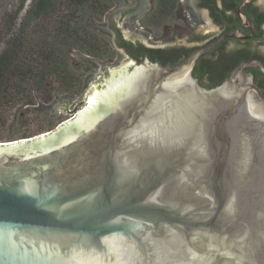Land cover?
Returning a JSON list of instances; mask_svg holds the SVG:
<instances>
[{"label":"water","instance_id":"obj_1","mask_svg":"<svg viewBox=\"0 0 264 264\" xmlns=\"http://www.w3.org/2000/svg\"><path fill=\"white\" fill-rule=\"evenodd\" d=\"M226 36L111 64L69 119L0 143V264H264V98L245 64L192 73Z\"/></svg>","mask_w":264,"mask_h":264},{"label":"rangeland","instance_id":"obj_2","mask_svg":"<svg viewBox=\"0 0 264 264\" xmlns=\"http://www.w3.org/2000/svg\"><path fill=\"white\" fill-rule=\"evenodd\" d=\"M78 2L0 0V65L5 57H10L6 71L0 74V142L56 128L77 111L71 114L70 108L110 75L111 64L119 66L129 59L124 52L120 57L109 46L104 49V40L112 33L100 26L112 28L115 22L132 41L140 38L148 43L145 32H152L154 39H164V26L155 28L143 20L140 0H101L97 8L93 4L81 7ZM125 7L131 10L127 15ZM63 19L71 22V27L78 30L77 35L71 37L63 32ZM204 26L201 23L196 30L205 32ZM171 33L166 36L168 43L186 38L178 34L173 38ZM92 40H97L105 51L87 49L84 42ZM47 51L61 56V66L55 65V61L37 60L39 53ZM68 86L73 88L67 89Z\"/></svg>","mask_w":264,"mask_h":264},{"label":"flooded vegetation","instance_id":"obj_3","mask_svg":"<svg viewBox=\"0 0 264 264\" xmlns=\"http://www.w3.org/2000/svg\"><path fill=\"white\" fill-rule=\"evenodd\" d=\"M140 1L143 20L155 28L164 26V39H154L152 32H145L148 43L140 38L132 41L128 40L115 22L112 28L100 26L101 30L112 33L108 40L113 52L120 57L124 52L129 59L142 61L148 57L151 61L163 65L177 66L185 62L196 50L227 35L211 51L198 57L193 67V76L201 85L213 88L232 79L235 71L245 64L242 73L238 70L239 76H251L264 98V68L261 66H264V0H176L174 8L162 14L155 13L154 0H151V3L150 0ZM129 11L131 10L125 7L124 15ZM201 23L205 24L202 27L205 32L196 30ZM169 30L173 38H176L177 34L180 38H186L180 42L168 43L166 36L170 35ZM232 32L239 35H230ZM119 37L138 45L139 52L132 54L126 47L120 46Z\"/></svg>","mask_w":264,"mask_h":264},{"label":"trees","instance_id":"obj_4","mask_svg":"<svg viewBox=\"0 0 264 264\" xmlns=\"http://www.w3.org/2000/svg\"><path fill=\"white\" fill-rule=\"evenodd\" d=\"M97 1L99 0H79V5L82 7H84L85 5H91L93 4L96 8L98 7L97 5H101V0L100 2L98 3ZM155 1V13L156 14H162L164 13L165 11L167 10H170V9H173L174 6H175V1L176 0H154ZM102 13L105 12V8L103 7L101 9ZM62 25H61V29L63 30V32L71 37H74V35H77L78 34V30L75 29L74 27L72 28L71 27V22L69 20H66V19H63L61 21ZM102 40V39H101ZM97 41V40H96ZM93 42L92 41H85L84 44H87L88 45V48L87 49H90L91 52L93 51H102L103 50V47L100 45V44H97V42ZM104 49L107 48V46L110 47V49H112V45H111V42L107 39L106 41L104 40ZM118 44L122 47H126L132 54L134 53H138L139 52V46L136 45V44H133L131 41H127L125 39H122L121 37L118 38ZM105 51V50H103ZM60 58L61 56L58 54L56 56H54L53 52L52 53H49L48 51L47 52H44L42 54L39 53V56H38V59L41 60H45L46 62H50V61H55V65H58V66H61L60 64ZM58 60V61H56ZM8 61H10V57H5V61L3 62L4 64L3 65H0V74H3L4 71H6V68L8 66ZM65 67V65H64ZM64 69V68H62ZM63 73H66L65 71ZM73 87H70L68 86L67 89H72ZM71 93L73 91L69 90ZM76 106L74 108H70L69 112L71 114H73L75 111H76Z\"/></svg>","mask_w":264,"mask_h":264},{"label":"bare ground","instance_id":"obj_5","mask_svg":"<svg viewBox=\"0 0 264 264\" xmlns=\"http://www.w3.org/2000/svg\"><path fill=\"white\" fill-rule=\"evenodd\" d=\"M4 142H9V141H4ZM0 143H2V142H0Z\"/></svg>","mask_w":264,"mask_h":264},{"label":"built area","instance_id":"obj_6","mask_svg":"<svg viewBox=\"0 0 264 264\" xmlns=\"http://www.w3.org/2000/svg\"><path fill=\"white\" fill-rule=\"evenodd\" d=\"M72 116V115H71Z\"/></svg>","mask_w":264,"mask_h":264}]
</instances>
